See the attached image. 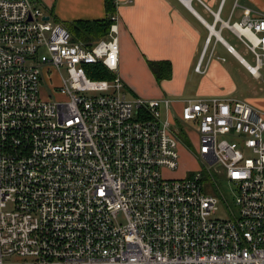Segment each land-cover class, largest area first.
Wrapping results in <instances>:
<instances>
[{"label":"built area","instance_id":"2783aa9c","mask_svg":"<svg viewBox=\"0 0 264 264\" xmlns=\"http://www.w3.org/2000/svg\"><path fill=\"white\" fill-rule=\"evenodd\" d=\"M112 20L87 44L37 0H0V264H264L263 112L231 98L180 109L129 98ZM232 27L257 74L264 17ZM97 67L113 79H92ZM62 70V97L46 96ZM181 148L199 168L166 177ZM219 198L226 220L214 218Z\"/></svg>","mask_w":264,"mask_h":264},{"label":"crops","instance_id":"0c3cea01","mask_svg":"<svg viewBox=\"0 0 264 264\" xmlns=\"http://www.w3.org/2000/svg\"><path fill=\"white\" fill-rule=\"evenodd\" d=\"M105 1L37 0L63 25L105 20ZM114 1L120 43L116 74L129 98L168 97L177 109L188 99L231 98L264 114V65L258 76L250 72L254 56L232 27L248 14L264 17V0ZM150 62H169L170 77L166 73L159 81ZM200 62L204 73L196 71Z\"/></svg>","mask_w":264,"mask_h":264},{"label":"trees","instance_id":"16d2710c","mask_svg":"<svg viewBox=\"0 0 264 264\" xmlns=\"http://www.w3.org/2000/svg\"><path fill=\"white\" fill-rule=\"evenodd\" d=\"M108 17L102 21H76L74 23H66L64 25L66 28L70 29L75 39L82 40L83 42L90 44L96 40H99L106 35H108L111 25L113 24L112 17L116 14L115 11V1L106 0L105 1ZM149 66L154 74L157 76L159 81L162 80L163 75L170 77L168 75L171 72V64L169 62L164 63H153L150 62ZM94 72V73H92ZM90 73L92 79L97 80H111L109 77H114L112 73L106 70L104 67H97L94 71ZM160 72H164L162 75ZM184 135V134H183ZM186 137V136H185ZM184 138V137H183Z\"/></svg>","mask_w":264,"mask_h":264},{"label":"rangeland","instance_id":"374dc122","mask_svg":"<svg viewBox=\"0 0 264 264\" xmlns=\"http://www.w3.org/2000/svg\"><path fill=\"white\" fill-rule=\"evenodd\" d=\"M67 30L70 31V29L67 28ZM242 41V40H241ZM261 68V67H259ZM258 72L257 74H255L256 76H258ZM94 73V72H92ZM63 77H67V73L65 70L61 71V74H51L47 79H45L44 81V85L46 86V88L44 87V92L45 95L47 96V93L49 94L50 97L56 98V99H60L61 93L59 90L55 89L57 87V85L60 84L61 82V78ZM108 79H112V77H109ZM138 86L143 85L141 82H137ZM48 87L51 88V95L50 93L47 91ZM126 91V89H125ZM43 93V91H42ZM55 93V95H54ZM127 95L129 97H132L131 94L129 93V91H127ZM183 137L185 138V140H187V137H185V134L183 135ZM182 137V138H183ZM193 145L196 144V138L195 136L192 137V142ZM187 148H181L180 149V153H181V162H180V166L177 169V171H169V172H165L164 175L166 177L169 178H179V177H183L187 174L188 171L190 170H197L199 168V163H197L194 159H192V157L187 153L188 151H185ZM188 150V149H187ZM231 186L228 182L224 181V180H217V188L219 189V191H222V193H224L227 196V200L229 201L231 207L234 209V206L232 204V189ZM219 196V194H218ZM214 218L216 219H222V220H226L229 218V212L227 210L226 205L223 203V201L219 198V202L217 205V209L215 211L214 214Z\"/></svg>","mask_w":264,"mask_h":264},{"label":"bare ground","instance_id":"6f19581e","mask_svg":"<svg viewBox=\"0 0 264 264\" xmlns=\"http://www.w3.org/2000/svg\"><path fill=\"white\" fill-rule=\"evenodd\" d=\"M253 70H255V68L254 67H252V66H250Z\"/></svg>","mask_w":264,"mask_h":264},{"label":"water","instance_id":"95a60500","mask_svg":"<svg viewBox=\"0 0 264 264\" xmlns=\"http://www.w3.org/2000/svg\"><path fill=\"white\" fill-rule=\"evenodd\" d=\"M46 19L48 20L49 18L47 17Z\"/></svg>","mask_w":264,"mask_h":264}]
</instances>
